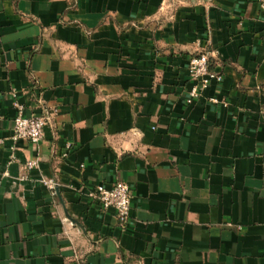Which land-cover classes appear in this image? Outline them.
<instances>
[{
    "label": "crops",
    "instance_id": "obj_1",
    "mask_svg": "<svg viewBox=\"0 0 264 264\" xmlns=\"http://www.w3.org/2000/svg\"><path fill=\"white\" fill-rule=\"evenodd\" d=\"M119 180L125 225L88 196ZM0 264H264L260 0H0Z\"/></svg>",
    "mask_w": 264,
    "mask_h": 264
},
{
    "label": "built area",
    "instance_id": "obj_2",
    "mask_svg": "<svg viewBox=\"0 0 264 264\" xmlns=\"http://www.w3.org/2000/svg\"><path fill=\"white\" fill-rule=\"evenodd\" d=\"M260 7L264 12V0H260ZM210 51L201 49L190 59L188 66V73L192 82V87L187 95V102L192 103L199 99L204 90L215 80L220 82L223 78L222 74L217 73L210 67ZM16 96V93L13 92ZM213 103H224L216 97L210 98ZM17 108V115L14 118V128L12 138L14 140L27 139L33 144H39L44 137V128L48 122V117L45 115L24 116V106L19 102H15ZM71 143L66 145L67 149L71 148ZM68 151H65L62 156H67ZM28 169L37 166L36 160H29L26 162ZM83 166V165H82ZM54 188L52 181H45ZM88 196L95 201H98L104 209L113 208L116 210L118 220L125 225L131 218L132 211V189L131 186L122 180L116 181L111 185L99 184L94 189L88 192ZM233 226L232 223H228Z\"/></svg>",
    "mask_w": 264,
    "mask_h": 264
}]
</instances>
